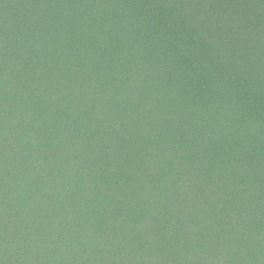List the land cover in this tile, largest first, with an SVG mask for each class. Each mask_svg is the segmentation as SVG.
I'll list each match as a JSON object with an SVG mask.
<instances>
[{
  "label": "trees",
  "instance_id": "16d2710c",
  "mask_svg": "<svg viewBox=\"0 0 264 264\" xmlns=\"http://www.w3.org/2000/svg\"><path fill=\"white\" fill-rule=\"evenodd\" d=\"M185 2L0 0V264H264V0Z\"/></svg>",
  "mask_w": 264,
  "mask_h": 264
},
{
  "label": "rangeland",
  "instance_id": "374dc122",
  "mask_svg": "<svg viewBox=\"0 0 264 264\" xmlns=\"http://www.w3.org/2000/svg\"><path fill=\"white\" fill-rule=\"evenodd\" d=\"M132 1L134 2L135 7L137 8L136 10L139 12L141 18L144 19L143 22L147 27L146 29L147 32L155 34L157 36H163L165 31L163 30V28H160V26L162 25L161 24L162 19L164 21L165 19H167L168 21L172 22V24L180 23V21H183L184 22L182 24L184 27L183 29L186 30L185 26L187 24V19L189 16L185 12L187 1L185 2V0H181L183 5L181 6V10L176 15H174V12L176 10L175 6L178 0H132ZM149 6L156 8L154 14H150L147 11L146 8ZM190 32H192V38H194L195 40H201V38H203L201 31L194 30ZM170 33L171 32H168L166 34L167 37L184 35L179 30L174 31L172 34ZM112 42H113V49L109 52L110 57L113 56L112 58L119 59L120 55L118 53V50L120 49L122 42L119 39H117V37H114L112 39ZM198 48H199L200 53L197 56L199 57V61L202 63L204 59L203 53L205 52V49H206L205 44H200ZM108 59L109 57L106 58L102 63H104L105 61L108 62ZM192 64L196 65L195 63H192ZM176 65H178L179 67H186L187 69L191 66V59H180L176 61ZM224 69L225 68H223L220 63H216L215 65H212L210 67L206 65H202L200 67V71L197 74H195L198 84L191 86L186 96V99L188 101H193L197 103L199 107L206 106V102H205L206 94L207 93L213 94L219 91V82L217 80V77H218L217 74L224 71ZM211 73H213L212 76L209 75ZM126 74H127L126 81H136L137 80V73L135 71H132L131 69L127 68ZM178 79H181V76L180 78L178 77ZM232 79L233 77L230 75L226 77V81L229 84H231ZM166 92H167L166 95L172 96L171 90L169 87L166 88ZM89 113L91 114V112ZM112 113L115 118H118L119 115L121 114V109H115V111H112ZM206 159L209 162H214L216 160L213 153H210ZM226 244L227 243L223 242V240H219V239L215 241H211V243H208V247L211 250V251L209 250L210 254L213 260L215 258V261L217 263L227 264V261L230 259V257L233 254V253H230V250L228 249V246H226Z\"/></svg>",
  "mask_w": 264,
  "mask_h": 264
}]
</instances>
